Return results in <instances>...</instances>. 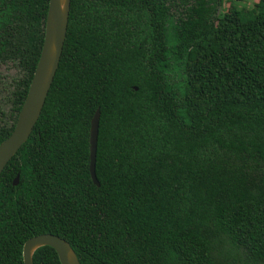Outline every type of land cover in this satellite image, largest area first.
I'll return each mask as SVG.
<instances>
[{
  "label": "trees",
  "instance_id": "16d2710c",
  "mask_svg": "<svg viewBox=\"0 0 264 264\" xmlns=\"http://www.w3.org/2000/svg\"><path fill=\"white\" fill-rule=\"evenodd\" d=\"M49 1L0 0V67L13 71L0 72V144ZM226 1L240 0H71L41 116L0 176V264H24V243L46 233L81 264H264V0L234 13ZM33 264L60 261L42 247Z\"/></svg>",
  "mask_w": 264,
  "mask_h": 264
},
{
  "label": "water",
  "instance_id": "95a60500",
  "mask_svg": "<svg viewBox=\"0 0 264 264\" xmlns=\"http://www.w3.org/2000/svg\"><path fill=\"white\" fill-rule=\"evenodd\" d=\"M71 0H50L47 13L44 42L35 73L26 99L19 112L11 135L0 144V176L20 148L28 141L44 108L48 93L58 71L67 35ZM100 111L95 112L90 125V163L89 172L97 187L96 176L97 142L99 134ZM19 175L13 185L17 186ZM42 247L52 248L60 264H81L69 242L53 234H40L29 238L23 245L24 264H33L34 252Z\"/></svg>",
  "mask_w": 264,
  "mask_h": 264
},
{
  "label": "rangeland",
  "instance_id": "374dc122",
  "mask_svg": "<svg viewBox=\"0 0 264 264\" xmlns=\"http://www.w3.org/2000/svg\"><path fill=\"white\" fill-rule=\"evenodd\" d=\"M258 0H240L237 1V4L233 1H226L223 5V11L234 13L236 8H244L245 11H248L250 8H252ZM0 72L3 75H9L12 74V69H7L6 67H0ZM9 84L6 85L8 87ZM8 90L3 88L0 84V113L5 111V100L7 96ZM8 97V96H7Z\"/></svg>",
  "mask_w": 264,
  "mask_h": 264
},
{
  "label": "flooded vegetation",
  "instance_id": "af4514ba",
  "mask_svg": "<svg viewBox=\"0 0 264 264\" xmlns=\"http://www.w3.org/2000/svg\"><path fill=\"white\" fill-rule=\"evenodd\" d=\"M46 26V25H45ZM44 35H45V33H44ZM30 87V86H29ZM29 90V89H28ZM16 124V123H15ZM15 127V126H14ZM13 132V131H12ZM5 141V140H4ZM17 154V153H16ZM18 176V175H17Z\"/></svg>",
  "mask_w": 264,
  "mask_h": 264
}]
</instances>
